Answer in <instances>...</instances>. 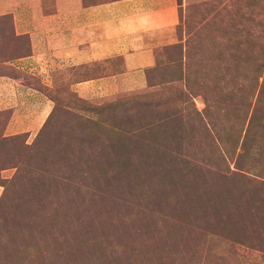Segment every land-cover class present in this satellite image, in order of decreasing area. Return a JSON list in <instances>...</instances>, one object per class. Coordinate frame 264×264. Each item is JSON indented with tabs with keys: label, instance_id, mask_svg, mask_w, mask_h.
Here are the masks:
<instances>
[{
	"label": "rangeland",
	"instance_id": "374dc122",
	"mask_svg": "<svg viewBox=\"0 0 264 264\" xmlns=\"http://www.w3.org/2000/svg\"><path fill=\"white\" fill-rule=\"evenodd\" d=\"M154 59L117 92L34 83L28 132L0 112V264H264V0H187ZM199 62L247 103L209 109Z\"/></svg>",
	"mask_w": 264,
	"mask_h": 264
},
{
	"label": "crops",
	"instance_id": "0c3cea01",
	"mask_svg": "<svg viewBox=\"0 0 264 264\" xmlns=\"http://www.w3.org/2000/svg\"><path fill=\"white\" fill-rule=\"evenodd\" d=\"M186 2L0 0V110H11L6 132L39 127L50 109L51 101L15 72L50 89L63 81L82 98L139 86Z\"/></svg>",
	"mask_w": 264,
	"mask_h": 264
},
{
	"label": "trees",
	"instance_id": "16d2710c",
	"mask_svg": "<svg viewBox=\"0 0 264 264\" xmlns=\"http://www.w3.org/2000/svg\"><path fill=\"white\" fill-rule=\"evenodd\" d=\"M190 65L192 66V63ZM196 66H197V68L198 67L199 68L198 69L196 68V71L193 70V72L195 71L194 72L195 74H193V76L191 78H193L192 79V83H194V85H196L198 87V89L195 90L193 88V90H194V92L199 93L202 96V98H203V100L205 102L206 101L208 102V106H210V107H208L209 109L210 108H211V110L212 109H216L218 111V113L221 114V113L224 112L223 109H222V101L223 100H227L228 102H230V101H233L235 99V97L236 98L238 97L240 99L239 102L241 104H243V103H247V98L249 97V94H250V96L252 95L251 92L253 90V87H252V90H251V88H250V90L248 88V90H246V91H245V89L243 87L241 92L237 91L235 87H231L229 89L228 94H227V98H225V99L222 98L220 92L218 94H216V95L213 94L214 92L211 91V89H215V88L219 87L220 85L217 83L216 85L211 86L210 83L208 82V80L206 79L204 65L200 64V62H199L194 67H196ZM206 67H207V69H209L211 66L208 64V65H206ZM233 68H235L234 71H238L239 72L240 68H241L240 62H237L233 66ZM210 69H212V68H210ZM14 75L17 76V77L20 76V78L24 79L25 80L24 82L29 84V85H33V86L37 85V86H40L41 89L44 87V85H42L35 77H32V76H30V75H28L26 73L15 72ZM34 83H35V85H34ZM37 86H35V87L37 88ZM44 88L46 90L45 93H47V92L50 93L51 92V89L46 88V87H44ZM44 88L42 90H44ZM37 89H39V88H37ZM261 90H262V88H261ZM261 93L262 92H260V90H259L258 91V96L256 97L255 102H253V106L259 107L261 105V101H262L261 100L262 97H260V95H262ZM158 96L163 99V103L169 101V99H170V97L167 95L166 91H162L161 90L159 92ZM223 102H225V101H223ZM248 102L250 103L249 100H248ZM0 112L5 115V122H6L8 120V118H9V114H10L11 110L10 109H3V110H0ZM209 116L210 115H208V117Z\"/></svg>",
	"mask_w": 264,
	"mask_h": 264
}]
</instances>
